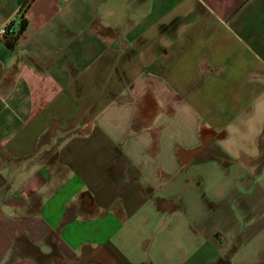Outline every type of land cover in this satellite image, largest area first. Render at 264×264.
Masks as SVG:
<instances>
[{
	"label": "crops",
	"instance_id": "obj_1",
	"mask_svg": "<svg viewBox=\"0 0 264 264\" xmlns=\"http://www.w3.org/2000/svg\"><path fill=\"white\" fill-rule=\"evenodd\" d=\"M20 14L0 264H264V193L225 190L242 159L264 182V0H0Z\"/></svg>",
	"mask_w": 264,
	"mask_h": 264
},
{
	"label": "rangeland",
	"instance_id": "obj_2",
	"mask_svg": "<svg viewBox=\"0 0 264 264\" xmlns=\"http://www.w3.org/2000/svg\"><path fill=\"white\" fill-rule=\"evenodd\" d=\"M248 161H249L248 158L241 160V163L245 166L243 168H245L244 170L247 172L243 177H241L240 183L234 184L233 182H231L230 184L226 185L227 188L225 189V190H229L234 185V196L238 198L240 201H242V198L246 199L249 194L262 196L264 193V182L257 178L255 179L251 174V172H248L249 169L247 167ZM227 164L228 163L223 164V166L220 167L222 172L227 169H230V167H228ZM208 187L210 190L212 186L209 185Z\"/></svg>",
	"mask_w": 264,
	"mask_h": 264
},
{
	"label": "trees",
	"instance_id": "obj_3",
	"mask_svg": "<svg viewBox=\"0 0 264 264\" xmlns=\"http://www.w3.org/2000/svg\"><path fill=\"white\" fill-rule=\"evenodd\" d=\"M10 26V24H9ZM26 26V20L23 18V16H21L20 18V25L18 27V29H16V32L15 34H7L5 35V38L7 39L6 40V43L8 46L12 47L14 42L18 39L19 35L22 33V31L24 30Z\"/></svg>",
	"mask_w": 264,
	"mask_h": 264
},
{
	"label": "built area",
	"instance_id": "obj_4",
	"mask_svg": "<svg viewBox=\"0 0 264 264\" xmlns=\"http://www.w3.org/2000/svg\"><path fill=\"white\" fill-rule=\"evenodd\" d=\"M23 8H21V12H22ZM21 16V14H20ZM16 29H13L12 27L9 26V24H5L0 28V37H5V35L9 34H15Z\"/></svg>",
	"mask_w": 264,
	"mask_h": 264
}]
</instances>
